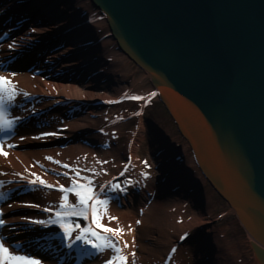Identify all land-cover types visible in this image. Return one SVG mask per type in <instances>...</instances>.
Wrapping results in <instances>:
<instances>
[{"label": "bare ground", "instance_id": "obj_1", "mask_svg": "<svg viewBox=\"0 0 264 264\" xmlns=\"http://www.w3.org/2000/svg\"><path fill=\"white\" fill-rule=\"evenodd\" d=\"M71 1L68 14L72 20L69 22L75 27L79 24L85 27L77 31L68 25L72 29L67 34H76L81 38L79 45H83L82 53L89 55L85 62L84 59L78 62L70 54L67 55L72 49L68 43L63 48L56 44L57 48L46 53L44 51H48L49 47H44L41 42L37 46H41L44 53L38 61L45 62L47 66L41 67L45 71L41 74L35 73L37 64L32 70H27L23 66H13L9 59L2 60L17 55L20 45L30 43L34 36L46 35L47 28L52 33H58L65 21L48 19L44 25L38 21L5 40L1 36L3 30H0V78L7 81H0V107H11L13 112L9 110L6 117L12 124L23 123L21 133L16 132L12 140L3 142L0 152V220L3 221L0 224V245L9 250L10 256L51 264L48 252L41 250L44 247L59 251L55 243V229L50 221L57 218L59 221L65 212L83 215L88 211L90 221L88 218L79 221L81 225L77 234L82 237V244L73 248L78 252L74 264L86 262L95 254L99 255L91 264H109L110 260H114L112 264H161L172 246L175 250L170 264H181L179 256L183 244L190 251L193 264H257L252 256L238 257L237 250L241 248L235 247L239 242L232 244L225 237L224 230L232 231L233 224L217 228L208 221L207 217L213 212L212 193L205 187L202 189L199 179L196 181L189 175L197 189L189 180L177 182L179 167L183 165L174 162L179 167L174 165L171 170L169 162L164 163L155 156L150 144L148 157L159 168L153 175L142 172L133 160L135 133L132 131H129L124 145L116 147L111 144L115 137L124 136L121 128L128 120V115H119L116 107L112 106L114 99L127 91V87L123 86L127 64L124 56L117 58L119 52L111 46V42L104 40L94 5L89 0H76L79 1L74 2L80 6L78 10ZM8 5L10 2L0 0V16ZM23 13L24 9L17 12V16ZM42 42L47 40L43 38ZM58 48L60 51L56 53ZM12 51L15 52L10 55ZM76 53L74 51V55ZM108 58L113 61L111 68H106L111 80H104L103 63ZM78 63L82 65L83 77L92 71L89 79L66 77L79 66ZM59 71L65 76H59ZM104 81L108 83L103 84ZM133 86L132 89L129 87L128 96L136 95L138 99L145 100L147 95H142V87ZM148 92L151 90L144 93ZM61 99L66 102L56 106V103L63 102ZM72 105L76 108L73 109ZM127 107L136 113L135 108ZM109 109L113 116L109 114ZM36 110H40L38 120L27 122L24 117ZM117 110L123 112L119 107ZM56 128H59L60 137ZM139 129L143 130L138 126ZM50 132H55L56 136L51 137L54 133ZM99 135L104 137L101 143L110 140L111 147L105 146L101 150L96 147V143L101 146ZM143 136L144 140H149L150 130L146 128ZM81 139L86 140L87 145L78 141ZM180 151L173 156L181 157ZM164 152L172 155L174 151L166 149ZM96 154L99 157L94 159ZM102 154L109 162L100 158ZM190 163L188 161V165ZM122 182H128L129 186H124ZM49 184L73 185L72 192L60 195L40 187ZM114 185L118 186V192L111 193ZM170 186L179 189L184 197H180L178 190L179 196L175 192H166V187ZM89 192H97V203L91 204L90 199L81 203V197H87ZM192 211L195 214L191 217ZM181 214L184 217L179 218ZM98 225L122 231L119 234L105 232ZM184 233L189 236L183 243L177 244ZM195 236L203 240L195 239ZM57 255L52 252L50 259L57 257L55 260L59 261Z\"/></svg>", "mask_w": 264, "mask_h": 264}, {"label": "water", "instance_id": "obj_2", "mask_svg": "<svg viewBox=\"0 0 264 264\" xmlns=\"http://www.w3.org/2000/svg\"><path fill=\"white\" fill-rule=\"evenodd\" d=\"M89 1L185 145L151 119L149 144L185 154L264 264V0Z\"/></svg>", "mask_w": 264, "mask_h": 264}, {"label": "rangeland", "instance_id": "obj_3", "mask_svg": "<svg viewBox=\"0 0 264 264\" xmlns=\"http://www.w3.org/2000/svg\"><path fill=\"white\" fill-rule=\"evenodd\" d=\"M124 61H126L125 63L127 64V68H128L127 73L124 76L125 82L132 85V88L134 87L133 86L134 84H137V86L142 87V89H143L142 95L143 96L147 95L146 98L149 97V95L151 93H153V90L149 84V78H148L147 74H145L140 69L136 68L125 57H124ZM147 90H151L150 93L148 92L149 95H148V93H144ZM139 104H140V102H136V103H127V104H123V105L119 106L121 111H123L127 115H130L133 117H130L128 120H126L122 124L121 132L124 134V136L123 137L119 136V137L115 138V144H116V147H118L120 145H124L127 141V137H129V131H132V132L136 131L135 140H136L137 146L135 145L136 149H135V153L133 155V160L135 161V164L138 165L139 169L143 170L142 172L146 171V172H149L153 175L156 172L154 169L155 165L153 164L151 159L148 157V152H149L148 143L146 140L143 139V137H144L143 135L145 132L144 119L150 118L151 120H154L157 124H160L164 128V130L170 135V138L173 139L174 142L176 141L175 143H177V144L181 143V145H182L183 142H180V138L177 135L170 118L168 117V115L164 111L162 105L158 102V100L156 99L155 96L151 100H149V105L144 108V113L142 115L141 120H137V118L134 117V115H133L134 114L133 111H131L130 108L127 107V106H130V107L132 106L133 108H135V106L139 107ZM116 109H117V107H116ZM136 126L141 127V129H143V130H140V129L136 130V128H135ZM184 145L185 144L183 143V146ZM115 153H117V152L115 151ZM103 156L104 155L102 154V157H100V158H102L106 162H109V160ZM97 157H99L98 154H96L94 159H97ZM205 188L208 189V191H210L212 193L213 212L210 215V219L208 221L214 220L212 222V224H215V226L217 228H224L223 225H225V224H231V225L233 224L232 225L233 230L229 232L225 229L224 235H225V237H227V239H229V241L232 244H234L235 241L239 242V244L235 247L237 249L241 248V249L237 250L238 257H240L241 259L244 258L245 256L250 258L252 256L250 246H249L250 239L244 233V231L240 228L238 222L234 218L233 213L229 212V209L225 205V203L223 201H221L215 195V193H213L211 191V189L208 186H205ZM194 214L195 213L192 211L191 217ZM219 214L222 215L221 218L216 219L217 215H219ZM183 215L184 214H181L179 216V218L184 217ZM185 246L186 245L183 244V247L181 250V255L179 256L180 260H181V264H193L194 263V260L192 262L193 257L191 255L190 251L185 249ZM239 254H240V256H239ZM242 254H244V255H242ZM253 261H254V259H253Z\"/></svg>", "mask_w": 264, "mask_h": 264}, {"label": "snow or ice", "instance_id": "obj_4", "mask_svg": "<svg viewBox=\"0 0 264 264\" xmlns=\"http://www.w3.org/2000/svg\"><path fill=\"white\" fill-rule=\"evenodd\" d=\"M0 81H3V78H0ZM4 83H7V81H3ZM134 99H138L137 97H133ZM5 155H7V153H4ZM33 183H35V181H33ZM63 190V189H61ZM79 195V193H78ZM87 199H91V196H87V197H84L82 196L81 197V203H87ZM52 223H55V221H52ZM0 224H3V221L0 220ZM99 227H102L103 230L105 232H112L114 234H119L120 229H111V228H107L103 225H98ZM93 235H96V233H92ZM77 240H80L82 239L81 236H77L76 237ZM94 247H96V245H93ZM3 261H7L8 264H40L39 261H36V260H31V259H26V258H23V257H14V256H10L9 255V250L4 247L3 245H0V264H2ZM109 264H112V262L110 261Z\"/></svg>", "mask_w": 264, "mask_h": 264}]
</instances>
